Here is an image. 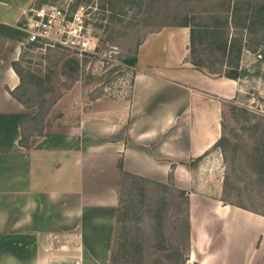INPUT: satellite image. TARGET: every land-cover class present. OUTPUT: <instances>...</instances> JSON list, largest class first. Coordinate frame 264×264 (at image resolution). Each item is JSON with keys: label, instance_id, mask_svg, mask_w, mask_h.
I'll return each mask as SVG.
<instances>
[{"label": "crops", "instance_id": "crops-1", "mask_svg": "<svg viewBox=\"0 0 264 264\" xmlns=\"http://www.w3.org/2000/svg\"><path fill=\"white\" fill-rule=\"evenodd\" d=\"M32 1L0 0V264H110L119 163L185 191L181 264H264V215L195 188L194 161L216 150L239 77L193 63L191 25H165L138 43L127 94L93 100L25 147L21 121L32 113L11 94L20 81L11 62Z\"/></svg>", "mask_w": 264, "mask_h": 264}, {"label": "rangeland", "instance_id": "rangeland-1", "mask_svg": "<svg viewBox=\"0 0 264 264\" xmlns=\"http://www.w3.org/2000/svg\"><path fill=\"white\" fill-rule=\"evenodd\" d=\"M39 2L34 0L27 6ZM44 2H69L71 9L79 4L90 5L91 21L100 26L104 41L100 53L80 57L77 69L71 71L65 66L66 60L74 56L70 50L35 44L21 48L18 67L25 74L33 72L43 77L38 85L33 78L27 81L24 97L42 105L36 115L38 107H31L30 116L34 119L25 122L27 131L31 126L74 123L93 100L127 94L133 70L127 59L135 55L142 37L149 31L184 21L185 13L198 11L208 0ZM200 14L201 18L196 20L207 19V12ZM240 30L233 31L244 44L237 63L240 91L225 103L222 135L216 150L198 160L195 188L212 195L220 191L224 201L264 211V44L257 42L264 41V36L261 32ZM198 48L203 61L212 69L221 73L233 69L223 65L224 58L217 49H203V45ZM51 84L53 91L42 90ZM257 121L261 128L254 130L252 125ZM118 190L122 200L118 203L112 264H180L189 243L186 194L171 180L162 184L133 177L119 183Z\"/></svg>", "mask_w": 264, "mask_h": 264}, {"label": "trees", "instance_id": "trees-1", "mask_svg": "<svg viewBox=\"0 0 264 264\" xmlns=\"http://www.w3.org/2000/svg\"><path fill=\"white\" fill-rule=\"evenodd\" d=\"M42 2H44V0H40L39 3ZM202 12H207L206 14L207 19L204 21L196 20L195 18H201L200 13ZM183 17H184V21L176 23L175 25H191L192 27L190 51H191V59L193 63H195L196 65L205 63L198 52L199 51L198 47L199 45H203V49H208V47L210 46L209 49L211 50L217 49V51L221 53L220 55L224 58L225 65H230L231 67H233L230 73L223 72L226 76L232 78H237L239 75L237 63L239 61V55L241 49L244 47V44L242 45L241 39L237 38L235 32L230 33L229 26H232L235 30L236 29H241L242 31L244 30L247 33L251 32L257 34L261 32L262 36H264V0H216V1L208 0V3L202 6V8H200L198 11L185 13ZM98 27L100 28V26ZM241 30L239 32H241ZM101 35H102V30H101ZM103 39L101 37V40ZM257 42L259 44L263 42L264 44V41L260 39ZM26 45H32V43ZM205 46L208 47L205 48ZM234 59L237 60L235 61ZM79 61H80V57L77 56L76 54H74V56H70L65 62V66L67 67V70L71 71L77 69ZM127 62L130 65H134L136 62V56L134 55L129 57L127 59ZM11 64L15 69V71L17 72L20 79L19 84L16 86L14 90L11 91V94L26 107H32L36 105L38 107L39 113H35L34 115L40 114V108H42V105L30 102L29 100H27V98L24 97V95L28 90V86H27V81L29 80L28 78L35 79L36 81H34L33 83L38 85V83H41L43 81V77L33 72H29L25 74L23 70H21L18 67L17 60H13ZM207 67L210 66L207 64ZM210 68L212 69V67ZM213 71H217V70L215 69ZM42 90L53 91L54 88L53 85L51 84L50 86L43 88ZM230 101H232V99L225 101V103ZM33 119L34 116H29L25 118L23 121H21V137L19 139V143L25 147L29 146L30 136L34 134H41L45 126V124L40 128H37L36 126H31L27 131L28 126H26L25 122ZM260 125L261 122L257 121L252 125V127L254 130H257L261 128ZM262 134H264V130ZM220 138L215 144L216 146L219 145ZM204 154H206V152ZM202 155L199 156L194 162L200 159ZM119 168H120V185H122L126 177H133L136 180H141V181H155L123 170L121 163H119ZM155 182L162 183L158 181ZM181 191L185 193L184 190ZM117 195H118V203H119L122 200L119 190H117ZM231 203H234L238 206H241L243 208L264 215V211H261L257 208L249 207L242 203H235V202H231ZM117 211H118V207H117ZM117 221H118V217L116 214L115 230L117 227ZM187 226H188V239H189L188 219H187ZM115 238H116V233L114 234V238H113V245L110 255V264H112V260L114 256ZM184 260L185 257L181 260V263H183Z\"/></svg>", "mask_w": 264, "mask_h": 264}, {"label": "built area", "instance_id": "built-area-1", "mask_svg": "<svg viewBox=\"0 0 264 264\" xmlns=\"http://www.w3.org/2000/svg\"><path fill=\"white\" fill-rule=\"evenodd\" d=\"M69 5L42 2L24 8L20 18L23 45L58 46L79 57L100 53L101 29L91 21L90 5L79 4L74 9Z\"/></svg>", "mask_w": 264, "mask_h": 264}]
</instances>
